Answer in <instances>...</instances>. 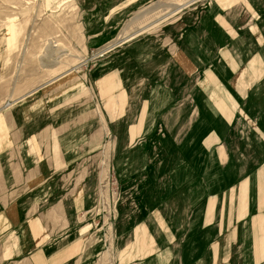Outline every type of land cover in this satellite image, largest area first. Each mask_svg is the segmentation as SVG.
I'll return each mask as SVG.
<instances>
[{
	"label": "rangeland",
	"instance_id": "obj_1",
	"mask_svg": "<svg viewBox=\"0 0 264 264\" xmlns=\"http://www.w3.org/2000/svg\"><path fill=\"white\" fill-rule=\"evenodd\" d=\"M73 86L105 142L42 159L59 170L37 195L79 186L91 264H264V0H0V120L41 98L43 117L78 119L58 102Z\"/></svg>",
	"mask_w": 264,
	"mask_h": 264
},
{
	"label": "crops",
	"instance_id": "obj_2",
	"mask_svg": "<svg viewBox=\"0 0 264 264\" xmlns=\"http://www.w3.org/2000/svg\"><path fill=\"white\" fill-rule=\"evenodd\" d=\"M126 6L123 4L120 10ZM119 79L120 72L114 70L95 82L94 87L100 95L99 110L107 105V86H113L111 84L115 83L119 86H113L114 88L122 87ZM77 88L78 93H74ZM123 92L126 93L125 90ZM48 94H53L51 89ZM90 94L85 86H73L66 88L60 95L58 102L62 103L63 107L70 106L76 101L82 106L83 113L78 119L74 117L59 119V116L53 118L50 115L43 117L45 108H39L45 105V101L50 100L41 98L36 101V98L33 112L32 104L24 103L23 112L21 108L13 119L0 120L4 127L3 135L0 136V158L6 162V165H0V241L7 237L10 239L9 242H13V245L4 251L7 257H1L2 264H91L89 260L93 252L87 247L88 237L84 232L74 229L75 210L69 209L82 206L80 203L82 192L77 194L79 186L68 194L66 191L65 195L57 196L49 205L45 203H48L51 195L50 197L44 195L50 193L49 191L37 195V191L49 183L44 176L58 169L41 166L42 159L66 158L64 151L66 152L68 141L77 143L74 151L78 153L68 157L77 158L88 157L82 154L87 150L82 143L105 142L106 128L103 127L104 125L106 127L107 115L103 114V119H100L97 140L92 141L82 127L91 118L90 111L85 110V106L90 107ZM19 107H22V104ZM59 142L64 145H59ZM72 146L75 147V143ZM54 151L57 156L53 154ZM58 151L62 154H57ZM211 248L214 256L218 258V245L213 244ZM114 255L116 261L117 246Z\"/></svg>",
	"mask_w": 264,
	"mask_h": 264
}]
</instances>
